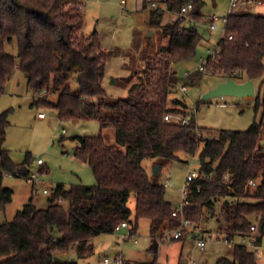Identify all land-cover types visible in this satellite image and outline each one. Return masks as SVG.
Masks as SVG:
<instances>
[{
	"label": "trees",
	"instance_id": "1",
	"mask_svg": "<svg viewBox=\"0 0 264 264\" xmlns=\"http://www.w3.org/2000/svg\"><path fill=\"white\" fill-rule=\"evenodd\" d=\"M199 1L163 0L154 8L144 0L150 26L167 34L170 43L145 60L129 96L112 102L103 80L114 54L102 48L97 32L84 33L82 1L0 0V97L18 65L29 89L58 94L56 102L40 98L36 104L55 109L61 121L98 120L101 124L99 135L77 137L74 151L80 162L92 168L97 183H77L68 189L59 185L45 209L38 208L31 198L12 221L0 224V264H78L57 261L55 254L76 248L79 255H90L93 237L114 233L122 223L130 225L132 235L143 218L150 220V236L157 241L167 230L178 228L182 219L173 216L175 206L166 199L164 183L152 179L142 163L146 159L181 161L182 155L198 153L202 175L191 183L185 218L198 227L207 212L216 215V206L221 203L218 232L235 238L249 234L257 224L256 242L262 244L263 124L254 121L246 131L222 130L217 138H198L197 129L202 128L190 115L185 99L171 100L177 85L200 86L205 76L200 70L179 76L175 70L196 59L203 40L196 28L185 26L188 19L205 18L196 8ZM188 3L193 9L187 17L162 24L166 12L180 14ZM227 19L226 34L233 38L220 39L219 52L209 56L207 69L231 79L245 78L239 83L262 80L263 92L258 93L254 107L264 110V16L234 12ZM13 39L18 43V58L5 49ZM167 114L190 115L191 119L186 124L167 122ZM8 126L5 112L0 116L1 208L14 195L11 188L3 186L4 175L20 173L27 177L32 165L31 155L23 163L12 161L4 148ZM109 130L114 133L113 143L107 137ZM251 180L257 181L253 188L249 186ZM133 193L135 218L129 207ZM157 249L151 248V260L134 264H158ZM232 256L217 264L257 262L254 254L240 245L233 247ZM179 264L187 263L181 260Z\"/></svg>",
	"mask_w": 264,
	"mask_h": 264
},
{
	"label": "rangeland",
	"instance_id": "2",
	"mask_svg": "<svg viewBox=\"0 0 264 264\" xmlns=\"http://www.w3.org/2000/svg\"><path fill=\"white\" fill-rule=\"evenodd\" d=\"M85 3L83 9L84 32L93 34L97 32L102 48L113 52V59L108 62L103 80V87L109 101L126 99L129 96L130 86L139 81L145 60L157 53L170 43V37L160 29H153L149 24V10L140 7L141 0H80ZM193 2L194 0H190ZM231 0H200L196 8L204 15L202 21L188 19L185 26L196 28L203 40L198 47L197 63L200 58H207L216 49L218 42L224 36L223 18L229 14ZM160 4V3H158ZM157 4V5H158ZM152 8V7H151ZM236 13H255L264 16V5L251 8L239 7ZM180 18L179 14L174 13ZM216 30H211L210 24L215 17ZM169 16H165L166 21ZM176 19V20H177ZM173 20V19H172ZM170 21L169 23L175 22ZM166 24V23H165ZM6 51L18 58V43L16 39L6 43ZM17 62L18 59H17ZM187 64L178 66L175 70L179 76L187 71ZM229 78L220 74H207L200 86H189L186 93L176 92L175 98L185 99L189 106L190 115L196 119L197 125L202 128L205 139L217 138L220 131H246L254 121L263 124L264 146V110L255 109L258 93L261 91L262 80L255 81L256 95L253 97H239L235 95L214 96L204 98L212 89L226 82ZM245 79V78H244ZM244 79H234L243 82ZM76 88V85L73 86ZM40 98H49L56 102L57 93L48 92L39 97L36 91L27 86V78L16 66L10 78L6 92L0 97V116L8 112L9 126L4 148L9 152L12 161L23 163L31 155V170L43 174L33 186L23 178L4 175L3 186L14 191L12 201L0 207V224L12 221L16 214L23 209L31 198L37 207H48L51 191L59 185L70 188L77 183L95 185L97 183L92 168L80 162L74 151L78 143L77 137L97 136L101 132L98 120L61 121L58 112L52 107L38 105L35 102ZM174 107L173 103H169ZM44 113L45 119L39 114ZM107 137L114 142L115 137L109 130ZM202 148V145L200 149ZM41 158L44 166L38 167L33 159ZM181 161L146 159L142 165L154 180L165 183L168 179L171 186L166 188V199L177 206L182 199V189L191 170H198L201 162L199 153L195 156H181ZM156 168H159L158 173ZM45 169V170H44ZM221 203L216 206V215L207 212L198 227L193 226L192 234L202 232L217 233L220 231L219 210ZM129 207L133 218L136 211V196L131 194ZM150 220L143 218L139 221V229L130 234V227L122 228L109 234H100L90 240L92 253L79 255L76 248L55 254L60 262L76 261L78 264H119L117 258H125V264H134L137 261L150 260L154 257L151 252L152 239L150 236ZM126 237V238H125ZM238 240V238H236ZM262 254L256 258L258 264H264V239L261 244ZM233 247L225 243H207L204 251L200 250L189 236L186 240L162 241L158 243V264H179L181 260L193 264H217L220 259H232ZM183 255V258L182 256ZM108 259L109 263H105Z\"/></svg>",
	"mask_w": 264,
	"mask_h": 264
},
{
	"label": "built area",
	"instance_id": "3",
	"mask_svg": "<svg viewBox=\"0 0 264 264\" xmlns=\"http://www.w3.org/2000/svg\"><path fill=\"white\" fill-rule=\"evenodd\" d=\"M262 3H263L262 1H258V0H231L230 1L229 14L236 12V10L239 7H242L245 5L246 6H255L257 4H262ZM152 7L156 8L157 4L153 3ZM192 9H193L192 3H188V4L184 5L182 7L180 14H179L180 18L187 17L188 14L192 11ZM218 20H219V18L217 16L213 19L212 23L210 24L211 30L214 31L217 29L216 21H218ZM223 21H224V28H223L224 36L223 37H225V38L228 37L229 39H232L233 36L227 35L226 30H225V25L227 24V21H228L227 17H224ZM218 52H219V49L217 46L216 49L209 56L215 57ZM208 61H209V57L201 58L197 68H195L194 70H187L183 76H189L195 70H200L202 73H204V75L211 74V72L207 69ZM187 88H188V86L184 85V84H179L175 87L176 91L181 92V93H186ZM47 93H48L47 90H43L42 92H38L39 97H41ZM45 117H46V115L44 113L39 114V118H45ZM190 119H191L190 115L186 116V117H182V116L176 115V114H167L165 116V120L167 122H174L175 121V122H180L182 124L188 123ZM197 137L198 138L204 137L202 131L199 129H197ZM33 163H36L38 165V167L44 166V162L41 158L33 159ZM46 173H47L46 171L43 174H41L40 170H38L37 172H33L31 170L30 175L27 177L21 176L20 173H15V174L7 173L5 175L14 176L17 178H23L29 184L34 185L39 180L40 176H43ZM201 175H202V173L199 170H191L188 173L186 184H185L184 188L182 189V199H181L180 203L177 206H175L173 209V216H175V217L180 216L182 219L181 224L176 229L167 230L161 237L158 238V240H157L158 243L162 242V241L173 242V241H177V240H182L184 238L187 239L189 236H191L192 241L202 251H204L206 249L207 243H209V242H212L213 245L223 242L226 245H229L232 247H235L238 245L244 246L250 252H252L256 258H258L262 254V248H261V245L256 242V235H257V233H258L257 231L259 229L257 224H254L251 227V232L249 234L239 236V237H235V238H230V239L227 238L225 236V234H223L222 232H217V233L202 232L200 234H192L193 224L190 220L185 218L184 209H185V205L187 204V199H188L189 193L191 191V183L193 180L199 178ZM164 185L166 188L171 186L170 180L167 179L165 181ZM256 185H257L256 180H251L249 182V186L251 188L255 187ZM55 190H56V188L52 189L51 191L45 190L44 194L53 193ZM59 202H62V200L60 199ZM125 227H130V225L128 223H122L116 227L115 231H120L122 228H125ZM185 231H187V236L185 235ZM236 238H238V240H236ZM124 260H125V258L122 256H119L117 258V262L119 264H125ZM105 263H109V260L106 259ZM193 264H195V263L193 262Z\"/></svg>",
	"mask_w": 264,
	"mask_h": 264
},
{
	"label": "water",
	"instance_id": "4",
	"mask_svg": "<svg viewBox=\"0 0 264 264\" xmlns=\"http://www.w3.org/2000/svg\"><path fill=\"white\" fill-rule=\"evenodd\" d=\"M235 95L239 97H253L256 95L255 84L253 80H248L244 83H238L233 79L229 78L226 82L221 83L218 87L209 91L204 98L214 96H226ZM159 168H156L158 173ZM155 249H157V241L153 243Z\"/></svg>",
	"mask_w": 264,
	"mask_h": 264
},
{
	"label": "crops",
	"instance_id": "5",
	"mask_svg": "<svg viewBox=\"0 0 264 264\" xmlns=\"http://www.w3.org/2000/svg\"><path fill=\"white\" fill-rule=\"evenodd\" d=\"M163 0H148V2H150V3H156V4H158V3H160L161 4V2H162ZM258 1H262L263 3L262 4H257V5H264V0H258ZM143 2H144V0H141L140 1V7L142 8V9H144L143 7ZM122 3H124V0H122ZM159 5V4H158ZM256 6V5H255ZM243 7H245V8H251L252 6H242V8ZM254 7V6H253ZM84 8H85V3H84ZM146 10V9H145ZM148 10V9H147ZM165 16H169L170 18H168L166 21L164 20V18H165ZM173 16L174 17H176L175 16V14L174 13H171V12H166L165 13V15H164V18H163V21H162V24H165V23H169L172 19L175 21L177 18H173ZM172 20V21H173ZM83 31H84V26H83ZM85 33V32H84ZM86 34V33H85ZM86 35H89V34H86ZM106 51V50H105ZM107 52V51H106ZM201 59V58H200ZM199 59V60H200ZM199 62L200 61H198V63H197V59H194V60H192V61H190V62H188V63H185V64H187L188 66H187V70H194L195 68H197V66L199 65ZM184 64V65H185ZM254 83H255V81H254ZM46 118V117H45ZM45 118H40V119H45ZM36 184H34L33 186H35ZM14 196V195H13ZM39 208V207H38ZM41 209V208H40ZM152 242H153V240H152ZM154 243V242H153ZM152 247H153V244H152ZM213 247H215V245H213ZM232 254H233V251H232ZM182 256V255H181ZM151 260V259H150ZM258 260V259H257ZM145 261H149V260H145ZM135 262H141V261H135ZM195 263V262H194ZM187 264H190V263H187ZM195 264H198V263H195ZM256 264H258L257 262H256Z\"/></svg>",
	"mask_w": 264,
	"mask_h": 264
}]
</instances>
